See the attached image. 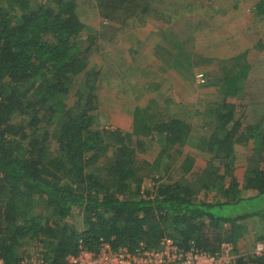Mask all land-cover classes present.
Wrapping results in <instances>:
<instances>
[{
  "label": "trees",
  "instance_id": "obj_1",
  "mask_svg": "<svg viewBox=\"0 0 264 264\" xmlns=\"http://www.w3.org/2000/svg\"><path fill=\"white\" fill-rule=\"evenodd\" d=\"M149 2L93 0L92 8L97 17L109 21L121 11L125 25L136 11L153 12ZM75 7L76 0H0V258L4 264L33 253L43 264H66L68 255L80 247L95 250L102 242L134 250L157 248L168 237L181 248L194 246L212 254L223 242L242 243L249 222L264 221V165H260L264 134L247 135L234 116V106L227 102L203 98L197 135L186 121L158 120L146 108H136L130 134L149 135L152 144L163 143L158 153L162 159H167L168 145L182 148L192 140L195 146L204 145L209 156L198 172L194 156L181 153L177 170L182 178L189 174L193 179L159 175L144 187L138 172L153 170L161 160H144L135 167L136 148L130 142L142 148V141L95 128L92 112L98 107L91 83L98 72L88 61L92 43L82 39L87 25ZM255 7L256 14L264 13V0ZM233 70H224L221 77L231 86L242 74ZM82 73L92 77L84 83L86 94L73 89ZM199 83L203 86L205 79ZM71 90L75 100L68 105ZM243 135L259 146V165L254 162L258 153L253 152L240 184L228 165L235 160L234 141ZM108 145L112 154L105 159ZM216 157L224 167L219 166L222 174ZM168 168L174 165L165 160ZM255 241L264 243V232ZM247 262L264 264V258L252 254L237 258V264Z\"/></svg>",
  "mask_w": 264,
  "mask_h": 264
},
{
  "label": "crops",
  "instance_id": "obj_2",
  "mask_svg": "<svg viewBox=\"0 0 264 264\" xmlns=\"http://www.w3.org/2000/svg\"><path fill=\"white\" fill-rule=\"evenodd\" d=\"M153 1L159 2V5H154ZM180 1L150 0L149 5L154 11L144 13L146 18H141L143 25L138 27L137 39L143 41L142 44H136L137 52L133 47V50H128L133 56L127 61L129 75L126 78L127 81L129 78L136 88L142 79L138 77V73L144 77L143 88L139 89L138 99L135 101L137 104L134 102V107H129V113H126L121 109V103H115L112 98L104 100L97 96L98 109L105 110L104 106L110 104L111 111H117L116 116H113L116 118L115 122L120 123V120L127 117L130 125L136 108H146L149 113L154 107L153 103H161L153 91L156 95L159 91L161 93V90L169 91L162 102L176 105L169 96L170 91L173 90L172 92L178 95L184 91L183 86L189 85L200 93L191 95L192 98L184 96L181 101L191 98L190 101L197 105L192 112L185 115L182 111V115L179 114L176 119L186 121L187 117H192L201 124L197 113L201 110L202 100L207 98L208 101L227 102L234 106V116L239 119V125L246 134L259 136V133H262L259 121H264V116H259V108H264V13L256 14L255 6L261 0H189L187 4L183 3L185 0ZM169 6L172 7L171 10ZM185 7L190 9L188 15L177 10ZM200 7L206 10L196 13L194 10ZM219 20L223 28L229 27L225 36L212 34L221 29L218 26ZM98 27H101V31L105 29L102 24ZM156 35L158 40L146 41ZM96 53L98 54V51ZM183 54H186V58ZM96 57L99 58V55ZM231 68H234V73L242 72L236 82L232 83L233 86L221 79L222 72ZM198 72L205 73L204 88L197 79ZM146 91H152L153 95H150V92L146 94ZM228 92L232 94L229 95ZM191 131L200 133L201 128H191ZM194 142L195 140H192L190 146L186 145L191 150L196 149L201 155L205 153L204 145L195 146ZM238 149L241 150V147L235 145L234 150ZM186 153L195 158L190 151ZM252 153L253 151H250L247 156Z\"/></svg>",
  "mask_w": 264,
  "mask_h": 264
},
{
  "label": "rangeland",
  "instance_id": "obj_3",
  "mask_svg": "<svg viewBox=\"0 0 264 264\" xmlns=\"http://www.w3.org/2000/svg\"><path fill=\"white\" fill-rule=\"evenodd\" d=\"M37 1V0H33ZM88 0H76V11L79 15L80 21L87 25V29L84 30L82 34L83 41L87 42V45H90L91 51L88 55V61L90 62V66L94 65L96 68L95 70L98 72V76L96 77L95 82L91 83L93 85V93L96 96H101L102 99H113L115 103H121V109H123L126 113L128 112L129 107H134L135 104H137L135 101L138 99V92L139 89L143 88V76L139 75L138 77L142 78L139 81V85L135 88L133 85V82L131 80H126L127 76L129 75L127 70V61L130 56H133L128 50H133L136 48V44L140 43L142 44V39H137V31L138 27L142 26L141 24V18H146L143 13H139L138 11L135 12L134 16L131 17L129 20H126L124 23L125 25L121 24V20L124 18V15L121 11H117L116 18L113 21H109L106 19V22H104V19L100 16L97 17L98 13L93 6V0H89L90 2H87ZM180 1V0H176ZM187 1H183L184 4H187ZM181 2V1H180ZM154 5H159V2L153 1ZM91 5V6H90ZM156 8V7H155ZM170 10L172 9L171 6L168 7ZM167 8V9H168ZM186 8V7H185ZM185 8H179L177 9L182 14L188 15V11L190 9L186 10ZM159 9V8H156ZM206 8L200 7L199 9H195L194 11L197 13H202L205 11ZM257 12V11H256ZM104 25L105 28L103 31H101V27H98L99 25ZM109 27H108V26ZM112 26L118 27L117 29L111 28ZM221 29H218L219 31L216 33H212L216 36H225V31L229 30V27L226 26L223 28V24H221L219 20V25ZM253 27V26H252ZM143 28V27H141ZM88 35L92 36L93 39L89 42V40L86 38ZM158 40L157 35L152 37V39H148L146 41H156ZM139 44V45H140ZM133 47V49H132ZM141 50V46H140ZM98 51V54L96 53ZM137 52V48L135 50ZM99 55V58L96 57ZM135 55V54H134ZM108 60V64L107 60ZM133 63V61H132ZM105 65V66H104ZM140 71V70H138ZM137 71V72H138ZM101 72V74H100ZM136 72V73H137ZM135 73V74H136ZM100 74V75H99ZM141 74V73H140ZM92 79L91 75H84L83 73L79 75V77L76 79V83L73 85V89L79 88L84 92L85 94L88 92V89L84 87V83L87 82V80ZM116 84H115V83ZM132 83V84H131ZM205 85V84H204ZM202 86L203 88L205 86ZM148 88H146L147 90ZM184 91H181L182 93L171 92V95H169L172 100L176 102V105H171V103L168 104V102H162L165 98V94L169 91L165 90L164 92L161 90L158 92V95L153 91L154 95L159 99L161 103H153V108H151L150 112L151 114L155 115V117L158 120H165L170 119L172 117L178 118L180 116L182 111H184L182 114L185 115L186 113L192 112V110L195 108L197 103H192L193 101H190L192 98L191 95H194L196 93H200L196 91V89L191 88L189 85L183 86ZM155 91H158L155 89ZM150 92V95L152 94V91H146V94ZM202 93H204L202 91ZM167 96V97H169ZM189 96L191 98L186 99L184 101H181L183 97ZM67 100L68 105L73 104L75 100V94L73 95V90H71V97H68ZM135 98V99H134ZM140 99V98H139ZM195 100V99H193ZM135 102V104H134ZM100 105H102L100 103ZM264 106V105H263ZM98 107V106H97ZM105 110L97 109L96 111H93L92 114L94 115V126L96 129H104V130H114V131H120L122 134L125 133V136L132 137V141L135 139H138L144 143L143 147H138L137 142L132 143V147H135V154H134V165L135 167L142 166V161L146 160L148 162H152L155 158H159L160 165L158 167H155L151 171H145V168L143 170H140L138 172V176L140 178H143V186L144 187H150L153 184V178L159 177V175H164L170 179V180H176V179H183V181L191 180L192 176L184 175V178H182V173H180L177 168L180 166V162L183 160L181 159V153L191 152L195 155V167L194 171H201L202 169L200 167H203L205 165V162L207 160L206 157H209L206 153L197 152L196 149H192L188 147L187 145L183 146L182 148H179V145H168L166 149H168L165 153V157L167 159H162L161 155L159 153L160 147L163 145V143H158L156 141H148L150 139V136L142 135L141 133H136L135 135H131V128L132 123L129 125L130 121L127 122V117L120 120V123L115 122V119L113 116L117 113V111L114 113V111H111V105L106 104L104 106ZM197 108V107H196ZM110 110V111H109ZM95 112V113H94ZM131 112V111H130ZM129 113V112H128ZM148 114V113H147ZM146 114V115H147ZM181 114V115H182ZM259 116H264V108H259ZM191 119V120H189ZM186 122L190 123V128H198L200 124L198 121L192 119V117H187ZM260 122V121H259ZM141 126V124H140ZM262 128V134H264V121L260 124ZM259 126V127H260ZM248 133V132H247ZM193 135H197L196 133H193ZM246 138V136H241L237 138V142L234 141V147L235 145H238L241 147V150L238 149V151L234 150L233 157L234 161L232 162V165L229 164V168L232 169V175L239 181L241 184L244 180L245 170H246V163L248 160V156L250 151L255 152L256 154L254 156V162H257L259 165V146L255 147L253 144L252 138ZM249 140V141H248ZM248 142V143H247ZM236 143V144H235ZM138 148V149H137ZM255 150V151H254ZM112 154V145L107 146V151L105 154V159L110 158ZM261 156L264 157V150L261 152ZM165 160L166 162H169L171 165H174V168H168V170H165ZM216 165L222 166V162L220 158H215ZM226 163L225 165H227ZM224 165V166H225ZM261 166L264 165V162L260 163ZM223 167V166H222ZM224 168V167H223ZM171 169V170H170ZM220 171L219 173L222 174V169L219 167ZM192 175V174H191ZM193 179V178H192ZM75 223L76 221H72ZM264 232V221H252L249 222V224L246 227V232L242 234L243 237L241 238L242 243H237V248L240 249H250L254 242H255V236L259 235V233ZM25 249V248H24ZM24 253L26 250L23 251ZM23 255V254H22Z\"/></svg>",
  "mask_w": 264,
  "mask_h": 264
},
{
  "label": "built area",
  "instance_id": "obj_4",
  "mask_svg": "<svg viewBox=\"0 0 264 264\" xmlns=\"http://www.w3.org/2000/svg\"><path fill=\"white\" fill-rule=\"evenodd\" d=\"M196 76L199 82H204L201 73ZM246 254L264 258V243L255 241L250 249H240L231 242H223L220 250L212 254L194 246L181 248L172 238L164 237L157 248H113L106 242L95 250L80 247L77 253L68 255L66 264H237V258ZM38 257L35 253L33 256L24 254L12 264H43ZM0 264H4L2 258Z\"/></svg>",
  "mask_w": 264,
  "mask_h": 264
}]
</instances>
